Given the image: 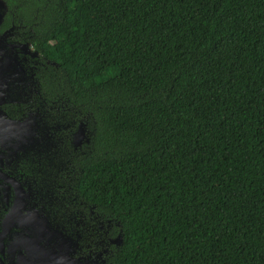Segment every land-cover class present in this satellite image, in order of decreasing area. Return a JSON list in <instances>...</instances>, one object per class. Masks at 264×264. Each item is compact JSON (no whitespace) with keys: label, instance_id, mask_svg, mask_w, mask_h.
<instances>
[{"label":"trees","instance_id":"trees-1","mask_svg":"<svg viewBox=\"0 0 264 264\" xmlns=\"http://www.w3.org/2000/svg\"><path fill=\"white\" fill-rule=\"evenodd\" d=\"M3 1L34 52L0 137L29 201L83 245L101 224V264H264V0Z\"/></svg>","mask_w":264,"mask_h":264},{"label":"flooded vegetation","instance_id":"flooded-vegetation-1","mask_svg":"<svg viewBox=\"0 0 264 264\" xmlns=\"http://www.w3.org/2000/svg\"><path fill=\"white\" fill-rule=\"evenodd\" d=\"M8 15L10 24L7 27ZM19 26L13 13L3 0H0V137L5 129L15 130V123L29 121L33 114V102L21 90H28L26 81L33 78L32 57L33 48L29 43L18 40ZM19 75L21 76L19 78ZM24 81V82H22ZM21 83V84H20ZM29 95V93H25ZM13 126H12V125ZM5 147L0 142V152ZM18 148V145H15ZM7 158L0 154V172L8 175L3 170L7 167ZM3 169V170H2ZM24 191L23 202L19 215L36 213L43 221V232L39 223L33 218H18L16 214L13 224L0 240V264H87L88 260L81 257L82 254H91L94 249V238L91 237V245H83L82 233L76 231L74 240L66 238L62 233V226L52 223L47 218V211L38 207L33 201H29L35 195L34 191L25 188L15 179ZM0 183V234L5 228L7 216L12 209L15 191L5 181ZM84 228L82 220L73 223ZM95 232L94 226H90V233ZM90 235V234H89ZM35 241V242H33ZM87 260V261H84Z\"/></svg>","mask_w":264,"mask_h":264},{"label":"water","instance_id":"water-1","mask_svg":"<svg viewBox=\"0 0 264 264\" xmlns=\"http://www.w3.org/2000/svg\"><path fill=\"white\" fill-rule=\"evenodd\" d=\"M0 179L7 182L15 191V199H14V203L12 206V209L10 210L8 216H7V220L5 222V228L3 229L2 233L0 234V240H2V238L5 236V233L9 230V228L11 227V225L13 224V220L16 216V214H18V218H31L33 217L40 225L41 228V232H43L44 228H43V221L36 215V213L32 212V213H28L26 215H19V210L21 208L22 202H23V197H24V191L21 188V186L19 185V183L3 174L0 172ZM35 242V241H33ZM30 264V263H27Z\"/></svg>","mask_w":264,"mask_h":264},{"label":"rangeland","instance_id":"rangeland-1","mask_svg":"<svg viewBox=\"0 0 264 264\" xmlns=\"http://www.w3.org/2000/svg\"><path fill=\"white\" fill-rule=\"evenodd\" d=\"M95 232H96L95 240L93 243L94 249L92 250V253L90 255L89 254L81 255V257L88 260V261L84 260L88 262L87 264H101L106 258L107 250H106V238L104 236V232H105L104 227L100 224L99 231H97L96 229Z\"/></svg>","mask_w":264,"mask_h":264}]
</instances>
